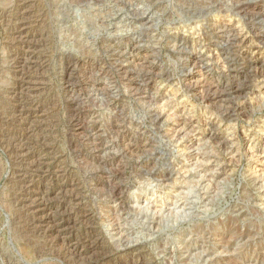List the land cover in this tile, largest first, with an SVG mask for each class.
<instances>
[{
  "label": "rangeland",
  "instance_id": "obj_1",
  "mask_svg": "<svg viewBox=\"0 0 264 264\" xmlns=\"http://www.w3.org/2000/svg\"><path fill=\"white\" fill-rule=\"evenodd\" d=\"M125 246L264 264V0H0V264Z\"/></svg>",
  "mask_w": 264,
  "mask_h": 264
},
{
  "label": "bare ground",
  "instance_id": "obj_2",
  "mask_svg": "<svg viewBox=\"0 0 264 264\" xmlns=\"http://www.w3.org/2000/svg\"><path fill=\"white\" fill-rule=\"evenodd\" d=\"M241 3V2H240ZM234 8V7H233ZM256 9V8H255ZM259 13V12H258ZM199 15V14H198ZM31 19V18H30ZM148 21V20H147ZM23 25V24H22ZM25 25V24H24ZM33 27V26H32ZM19 28V27H18ZM15 30V29H14ZM30 30V29H29ZM25 32V31H24ZM21 35V34H20ZM261 35V34H260ZM262 36V35H261ZM25 39L24 40H26V42L28 43L29 41V36H28V34H25V37H24ZM39 39V38H38ZM234 39V38H233ZM34 41V40H33ZM32 41V42H33ZM31 42V41H30ZM29 44V43H28ZM38 44V43H37ZM16 46V45H15ZM18 48H19V46H18ZM34 48V47H33ZM36 49V48H35ZM40 49V48H39ZM38 51V50H37ZM26 54V53H25ZM29 54V53H28ZM32 56H33V54H31ZM29 56V55H28ZM22 57V56H21ZM23 58V57H22ZM19 59L18 60V62H16L17 63V65H19V67L20 68H22L25 64H27L28 62V59L27 60H23V59ZM39 58V57H38ZM36 59V58H35ZM34 59V61H36ZM43 59V58H42ZM46 59V58H45ZM30 60V59H29ZM32 61V60H31ZM39 61V60H38ZM37 61V62H38ZM46 63V62H45ZM34 65V64H33ZM140 66V65H139ZM195 66V65H194ZM19 68V69H20ZM39 68V67H38ZM17 70V69H16ZM227 70V69H226ZM20 71H22V70H20ZM21 74V73H20ZM19 75V74H18ZM22 75V74H21ZM135 75V74H134ZM20 76V75H19ZM22 77V76H21ZM24 77H25V75H24ZM23 79V78H22ZM194 79V78H193ZM26 80V79H25ZM28 80V79H27ZM38 81V80H37ZM25 82V81H24ZM33 82V81H32ZM35 82V81H34ZM40 82V81H39ZM21 83V82H20ZM196 83V82H195ZM28 84H30L29 82H28ZM27 85V84H26ZM43 85V84H42ZM22 88V87H21ZM28 90V89H27ZM15 92H17V91H15ZM23 92V91H22ZM15 95H16V93H15ZM31 95V94H30ZM34 98V97H33ZM231 100V99H230ZM78 105V104H77ZM29 108V107H28ZM27 108V109H28ZM38 108V107H37ZM22 109V108H21ZM32 116H34V115H32ZM12 119V118H11ZM16 119V118H15ZM21 119V118H20ZM26 119V118H25ZM29 119V118H28ZM39 119H40V117H39ZM201 119V118H200ZM26 122H27V120H25ZM32 121V120H31ZM42 122H43V120H42ZM34 124V123H33ZM22 129V128H21ZM34 129V128H33ZM31 130H32V128H31ZM34 132V131H33ZM35 133H36V131H35ZM181 133V132H180ZM31 134H33V133H31ZM119 135V134H118ZM44 139V138H43ZM26 141V140H25ZM47 143V142H46ZM41 144V143H40ZM44 144V143H43ZM87 144V143H86ZM26 146V145H25ZM24 146V147H25ZM43 146V145H42ZM194 146V145H193ZM12 148V147H11ZM25 151V150H24ZM23 154V153H22ZM35 154V153H34ZM38 154V153H37ZM31 155V154H30ZM33 155V154H32ZM19 158V157H18ZM25 158V157H24ZM38 159H39V157H38ZM18 161V160H17ZM25 162V161H24ZM39 162V161H38ZM81 164V163H80ZM37 165H39V164H37ZM41 166V165H40ZM34 167V166H33ZM15 169V168H14ZM40 170V169H39ZM47 171V170H46ZM22 174V173H21ZM22 176V175H21ZM24 177V176H23ZM26 177V176H25ZM24 177V178H25ZM24 178H22V179H24ZM44 178V177H43ZM45 179V178H44ZM109 181V180H108ZM114 184V183H113ZM38 185V184H37ZM26 186H28V185H26ZM30 186V185H29ZM72 189V188H71ZM115 191V190H114ZM113 191V192H114ZM118 191V190H117ZM49 192V191H48ZM58 192V191H57ZM74 192V191H73ZM51 193V192H50ZM49 193V194H50ZM66 193V192H65ZM53 194V193H52ZM39 196V195H38ZM166 196V195H165ZM79 197V196H78ZM40 198V197H39ZM118 198V197H117ZM48 199H49V197H48ZM115 199V198H114ZM31 200V199H30ZM116 200V199H115ZM41 202V200L39 201V203H37L36 204V206L33 208L34 209V211L35 212H37L39 215H41V217H39V223L44 227V226H46L47 225V234L48 235H53V234H55V233H59V230H61V228H62V226L61 225H57V224H54L55 223V219L53 218V216L51 215V214H47V215H44L43 216V214L44 213H47L49 210H50V206L48 205L49 203H40ZM115 203V202H114ZM157 203V202H156ZM51 205V204H50ZM64 205V204H63ZM122 206H124V205H122ZM154 206V205H153ZM164 206V205H163ZM66 208V207H65ZM112 208V207H111ZM116 209V208H115ZM115 209H114V211H115ZM147 209V208H146ZM170 210V209H169ZM56 211V210H55ZM172 212V211H171ZM64 213H66V212H64ZM115 213V212H114ZM80 214V213H79ZM83 214V213H82ZM87 214V213H86ZM90 214V213H89ZM84 215V214H83ZM82 215V216H83ZM37 216V215H36ZM67 216V215H66ZM114 216V215H113ZM116 216V215H115ZM68 217V216H67ZM72 217V216H71ZM87 217H89V215L87 216ZM117 217V216H116ZM74 218V217H73ZM110 218V217H109ZM87 219V218H86ZM88 220V219H87ZM58 221V220H57ZM91 221V220H90ZM36 223V222H35ZM76 223V222H75ZM51 224H53V226H51V227H49V225H51ZM91 225V224H90ZM66 226V225H65ZM69 226V225H68ZM67 226V227H68ZM75 226H76V224H75ZM42 227V228H43ZM70 227V226H69ZM74 227V226H73ZM116 228V227H115ZM46 229V228H45ZM116 230V229H115ZM33 231H35V230H33ZM118 231V230H117ZM25 232V231H24ZM42 232V231H41ZM70 232V231H69ZM59 235V234H58ZM92 235V234H91ZM87 236V235H86ZM85 236V237H86ZM93 236V235H92ZM69 237H70V235H69ZM95 238V237H94ZM100 238V237H99ZM98 238V239H99ZM86 239V238H85ZM48 240V239H47ZM49 240H50V238H49ZM62 240V239H61ZM72 240V239H71ZM54 241V240H53ZM59 241V240H58ZM63 241V240H62ZM92 241V240H91ZM48 242V241H47ZM49 243V242H48ZM102 243V242H101ZM108 243V242H107ZM53 244V243H52ZM52 244H51V246H52ZM67 244V243H66ZM71 244V243H70ZM95 244V243H94ZM131 244V243H130ZM64 245V244H63ZM80 246V245H79ZM93 246V245H92ZM55 247V246H54ZM91 247V246H90ZM106 247V246H105ZM104 247V248H105ZM63 248V247H62ZM114 248V247H113ZM117 248V247H116ZM83 250V249H82ZM108 250V249H107ZM111 251V250H110ZM76 252V253H75ZM112 252V251H111ZM74 253L75 254H78L79 256H81V255H83V252L82 251H78V250H75L74 251ZM92 253V252H91ZM108 253V252H107ZM114 253V252H113ZM113 253L112 254H110V253H108V254H106L105 253V255H104V252H103V257H102V259L103 260H105V261H109L110 259H112L113 258ZM124 253H125V256H126V258H127V260L129 261V260H134L133 262H134V264H148L147 263V257H146V253L144 252V251H142V250H140L138 247H136V246H133V247H129V246H125L124 247ZM69 254H70V252H69ZM69 254H67L68 256H69ZM66 255V256H67ZM77 256V255H76ZM85 256V255H84ZM83 256V257H84ZM89 256V255H88ZM149 256V255H148ZM82 257V258H83ZM87 257V256H86ZM98 257V256H97ZM78 258V257H77ZM150 258V257H149ZM80 259V258H79ZM94 259H95V257H94ZM99 259V258H98ZM236 260V259H235ZM88 261V260H87ZM96 261V260H95ZM99 261V260H98ZM130 262V261H129ZM113 263V262H112ZM86 264H87V262H86ZM155 264V263H154Z\"/></svg>",
  "mask_w": 264,
  "mask_h": 264
}]
</instances>
